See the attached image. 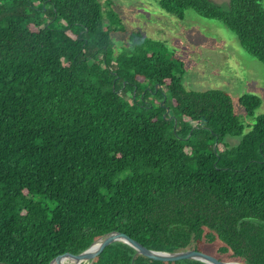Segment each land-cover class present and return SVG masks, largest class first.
<instances>
[{
    "label": "trees",
    "instance_id": "obj_1",
    "mask_svg": "<svg viewBox=\"0 0 264 264\" xmlns=\"http://www.w3.org/2000/svg\"><path fill=\"white\" fill-rule=\"evenodd\" d=\"M262 1L158 3L223 22L264 62ZM115 12L101 0H0V264H49L114 230L264 264V113L246 131L228 91L188 89L183 63L144 51L139 34L135 52L115 56ZM239 102L253 115L262 99ZM91 264L207 263L115 242Z\"/></svg>",
    "mask_w": 264,
    "mask_h": 264
},
{
    "label": "rangeland",
    "instance_id": "obj_2",
    "mask_svg": "<svg viewBox=\"0 0 264 264\" xmlns=\"http://www.w3.org/2000/svg\"><path fill=\"white\" fill-rule=\"evenodd\" d=\"M101 1L105 10L116 11L117 17L112 23L118 30L112 35L115 56L135 52V34H139L137 40L144 51L161 53L183 63L184 84L188 89L228 91L246 131L255 117L264 113V62L248 53L237 35L223 22L203 17L192 8L187 9L181 19L161 9L158 0ZM211 1L229 8L230 0ZM262 4L264 6V0ZM105 22L108 24L107 16ZM245 92L257 94L262 99L253 115L239 102ZM150 99L157 102L159 97L151 96ZM225 140L237 145L241 136L228 135Z\"/></svg>",
    "mask_w": 264,
    "mask_h": 264
},
{
    "label": "water",
    "instance_id": "obj_3",
    "mask_svg": "<svg viewBox=\"0 0 264 264\" xmlns=\"http://www.w3.org/2000/svg\"><path fill=\"white\" fill-rule=\"evenodd\" d=\"M115 242H124L132 246L136 250V254H142L155 260L178 261L193 259L207 264H246L237 260H222L211 253L190 248L177 251L151 249L127 233L118 230L108 232L98 237L88 248L80 253L59 254L54 257L49 264H64V261L67 259L73 261L74 264H91L107 246Z\"/></svg>",
    "mask_w": 264,
    "mask_h": 264
},
{
    "label": "bare ground",
    "instance_id": "obj_4",
    "mask_svg": "<svg viewBox=\"0 0 264 264\" xmlns=\"http://www.w3.org/2000/svg\"><path fill=\"white\" fill-rule=\"evenodd\" d=\"M64 264H74V263H73V261L67 259V260L64 261Z\"/></svg>",
    "mask_w": 264,
    "mask_h": 264
}]
</instances>
